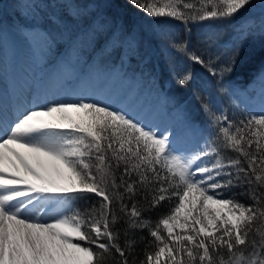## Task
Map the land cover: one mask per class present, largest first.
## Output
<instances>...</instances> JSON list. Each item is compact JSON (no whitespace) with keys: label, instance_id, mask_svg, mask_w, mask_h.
Segmentation results:
<instances>
[{"label":"snow or ice","instance_id":"1","mask_svg":"<svg viewBox=\"0 0 264 264\" xmlns=\"http://www.w3.org/2000/svg\"><path fill=\"white\" fill-rule=\"evenodd\" d=\"M127 2L187 26L232 19L253 0ZM253 37L264 39V15L258 27L240 26L241 45ZM188 43L172 46L213 76L230 72L240 50L217 73ZM191 79L188 71L178 83ZM203 108L213 133L188 152L173 147L174 130L86 98L27 109L0 127V264H137L135 233L145 230L153 239L138 264H264V110ZM88 194L100 199L87 203ZM164 202L155 220L145 216Z\"/></svg>","mask_w":264,"mask_h":264},{"label":"trees","instance_id":"2","mask_svg":"<svg viewBox=\"0 0 264 264\" xmlns=\"http://www.w3.org/2000/svg\"><path fill=\"white\" fill-rule=\"evenodd\" d=\"M24 1L29 4L30 9L26 12L30 18L51 33L57 52L64 50L69 36L75 35L77 30L89 26L90 23L91 30L88 29L71 43L75 44L76 53L83 52L88 47L89 51L86 49V53L89 56L92 53L89 45H92L94 54H100L98 59L118 60L120 68H124L130 74L137 73L147 78L152 85L165 90L168 105L179 103L187 113L186 120L197 121L200 133L207 135V138L212 135L213 129L210 124L211 118L204 111L203 105L207 104L217 115L226 112L229 117L246 112L242 110L240 97L234 92L232 83L251 79L264 67V39L253 37L241 45L236 37L238 33L233 34L232 29L240 30L238 26L242 20L239 14L238 17L235 16L236 20L210 21L213 23L211 25L194 24L189 21L185 26L181 21L169 17L153 19L130 5L127 0H114L113 3H109L108 0H73L80 6L75 12H70L67 2L63 0ZM258 1L260 0H253L252 4ZM89 2L91 6L88 11L81 8ZM157 2L163 3V0ZM17 9L20 16L21 12L19 8ZM261 16H256L250 21L254 20L258 27ZM235 23L238 25L237 28L234 27ZM135 28H138L137 32H133ZM113 30L119 32L116 34V41L120 43L123 40L126 45L117 44L115 41L109 50L103 48L99 50L101 41L107 38L104 31ZM129 33H132V37L128 36ZM183 41H188V50L201 55L206 63L211 59L217 73L227 65L229 57L237 47L240 49L239 55L230 72L225 71L222 76L219 74L213 76L208 68L190 61L185 53L172 46V42ZM105 52L109 56H106ZM188 71H191L192 79L187 85L181 86L178 80ZM233 191L239 193L242 189L236 188ZM99 199L92 196L87 203H96ZM238 199L245 203L250 202L243 196H238ZM85 203L84 200L76 201L77 206L81 208ZM168 207V203L164 202L154 211L146 212L145 216H151L155 220ZM135 236L138 243L134 255L138 264L139 260L144 258L145 244L153 238L148 236L146 230L137 231ZM140 236H144L145 240L140 241ZM120 243L123 247V236ZM128 259L131 262L132 256ZM108 264H115V261L109 258Z\"/></svg>","mask_w":264,"mask_h":264},{"label":"rangeland","instance_id":"3","mask_svg":"<svg viewBox=\"0 0 264 264\" xmlns=\"http://www.w3.org/2000/svg\"><path fill=\"white\" fill-rule=\"evenodd\" d=\"M63 1L67 2L70 12L80 9L73 0ZM87 4H83L81 8L88 11L91 2ZM17 8L21 12L20 16ZM29 9V4L24 0H0V68L8 78L15 77L17 84L21 81L18 79L19 73H26L31 81L26 83L28 87L25 91L27 94L32 92L33 98L39 100L34 102L27 97L23 98L22 101L29 105L26 106L28 108L22 106L21 111L19 107L16 108L10 120H16L27 109L40 108L53 101L86 98L121 109L146 128H158L162 132L166 129L174 130L177 134L172 137V142L178 152L193 150L208 139L207 135L200 133L198 122L187 121V113L179 103L168 105L165 90L152 85L147 78L137 73L130 74L120 68L118 60L98 59L100 54H94L92 45H89L92 52L89 56L86 53V49L89 51L88 47L83 52L76 53L75 44L71 43L88 29L91 30L90 23L87 28L82 27L75 35L69 36L63 52H57L51 33L30 18L26 12ZM263 12L264 0L251 4L239 13L241 24L238 26L235 23L234 27L238 26L240 29L246 20L261 16ZM210 21L218 20L196 21L194 24H213ZM136 30L138 28L133 32ZM232 31L233 34L239 32L234 29ZM104 33L107 38L101 41L99 50L103 48L107 51L116 41V34L119 32L113 30ZM128 36L132 37V33ZM117 44L126 45V42L122 40ZM105 54L109 56L107 52ZM261 78H264V67L251 79L232 83L234 92L240 97L242 110L250 113H260L264 110V81H261ZM7 92L11 94L10 88H7ZM8 124L9 122L0 121V127ZM45 218L47 219V216Z\"/></svg>","mask_w":264,"mask_h":264},{"label":"bare ground","instance_id":"4","mask_svg":"<svg viewBox=\"0 0 264 264\" xmlns=\"http://www.w3.org/2000/svg\"><path fill=\"white\" fill-rule=\"evenodd\" d=\"M18 76H19L18 79L19 80L21 79V81L20 83L17 84L15 82L16 79H14L15 77L11 79L8 78L5 72H3V70L0 68V121L1 122L5 121L7 123L8 122L11 123L12 120H10L11 119L10 116H12L16 112L17 110L16 108L19 107V110L21 111V108H23L22 106L24 107L29 106L25 104V101L24 102L22 101L23 98L27 97L29 99H32V101L34 102L39 101L38 99L33 98L34 94L32 92L31 93L28 92L27 94V92L25 91L28 87V84L26 83L30 82L31 78L28 77L26 73L25 74L19 73ZM7 83L10 85L8 86ZM7 88H10V92L12 95L8 94ZM34 90L35 89H33V91ZM51 96L55 97V95H51Z\"/></svg>","mask_w":264,"mask_h":264}]
</instances>
